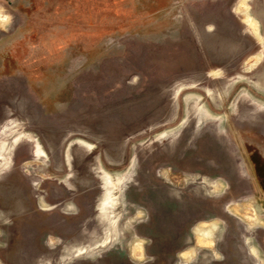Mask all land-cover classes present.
<instances>
[{
  "label": "rangeland",
  "instance_id": "1",
  "mask_svg": "<svg viewBox=\"0 0 264 264\" xmlns=\"http://www.w3.org/2000/svg\"><path fill=\"white\" fill-rule=\"evenodd\" d=\"M0 264H264V0H0Z\"/></svg>",
  "mask_w": 264,
  "mask_h": 264
},
{
  "label": "flooded vegetation",
  "instance_id": "2",
  "mask_svg": "<svg viewBox=\"0 0 264 264\" xmlns=\"http://www.w3.org/2000/svg\"><path fill=\"white\" fill-rule=\"evenodd\" d=\"M59 191H58V193L57 194H53L52 195V197L53 198H55L56 199V202L58 203L57 204V206H60V205H63L65 202H66V200H65V195L63 196V194L65 193V191H61V189H64V186H62V187H56ZM75 188L76 189H79L80 187L79 186H75ZM66 190L67 189H71V188H65ZM56 192H57V190H56ZM63 193V194H62ZM44 197V196H43ZM42 196H41V198H43ZM3 211V210H2ZM4 212V211H3ZM6 212V211H5ZM4 212V213H5ZM19 213H21L22 212V210H20V211H18ZM18 213V214H19Z\"/></svg>",
  "mask_w": 264,
  "mask_h": 264
}]
</instances>
